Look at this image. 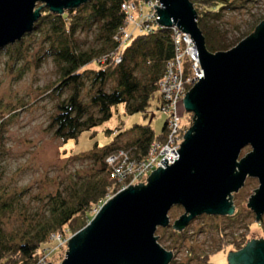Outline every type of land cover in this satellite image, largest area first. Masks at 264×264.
<instances>
[{
    "label": "water",
    "instance_id": "water-1",
    "mask_svg": "<svg viewBox=\"0 0 264 264\" xmlns=\"http://www.w3.org/2000/svg\"><path fill=\"white\" fill-rule=\"evenodd\" d=\"M89 1L0 0V51L33 31L42 14L37 3L63 15ZM159 3L156 22L191 38L203 71L182 100L192 126L176 151L179 158L169 166L162 161L166 168L158 167L146 184L129 186L107 201L69 240L61 264H170L173 254L154 236L158 227L169 226L170 210L184 211L172 226L177 232L199 216H231V195L247 177L257 179L259 187L246 207L257 222L264 215V21L234 48L212 54L189 0ZM247 147L251 152L239 160ZM258 239L229 252L228 264H264V240Z\"/></svg>",
    "mask_w": 264,
    "mask_h": 264
},
{
    "label": "rangeland",
    "instance_id": "rangeland-1",
    "mask_svg": "<svg viewBox=\"0 0 264 264\" xmlns=\"http://www.w3.org/2000/svg\"><path fill=\"white\" fill-rule=\"evenodd\" d=\"M135 1L145 7V13L149 11L143 0ZM200 1H190L195 11ZM223 1L218 7L226 8L220 12L218 20L213 22L206 18L205 21L217 24L230 46L237 45L254 34L264 21V0ZM42 6L37 3L36 8H42L43 12L45 7ZM46 29L32 31L0 51V114L4 118L0 120V209L4 231L11 235H22L27 223H34L46 212L49 196L69 187L77 175L93 170V163L79 155L90 152L95 145L102 148L117 139L119 144L131 140L133 126H149L158 137L166 123L157 100L151 101L146 117L142 113L128 115L125 105L120 104L112 109L110 120L83 132L77 140L55 139L47 127L56 113V105L70 92H64L61 98L51 92L59 80V69L50 56ZM127 30L135 32L133 26ZM93 43L92 32L76 35V44L82 49ZM88 85L86 82L85 101L89 95ZM176 114L183 126L191 128L193 116L184 110L181 100L176 104ZM250 152L249 147L243 149L239 160ZM258 187L257 179L247 177L242 188L231 195L234 207L231 216H199L186 226L181 236L174 233L172 226L184 211L174 206L168 214L169 226L155 231L158 244L173 254L174 264H202L198 257L206 256H210V264H228L229 252L243 250L252 239L264 240V215L257 222L251 209L246 207ZM124 190L119 185L110 199ZM98 211H93L94 216ZM75 235L63 236L71 240ZM66 250L67 245L55 249L52 257L44 253L39 260L44 264H61Z\"/></svg>",
    "mask_w": 264,
    "mask_h": 264
},
{
    "label": "trees",
    "instance_id": "trees-1",
    "mask_svg": "<svg viewBox=\"0 0 264 264\" xmlns=\"http://www.w3.org/2000/svg\"><path fill=\"white\" fill-rule=\"evenodd\" d=\"M129 2L136 3L90 0L63 15L44 9L34 25V32L47 28L45 40L51 45L50 56L59 69V80L51 92L57 98L70 92L56 105V113L47 127L55 139L77 140L83 132L110 120L112 109L120 104L125 105L128 115L142 113L144 117L152 100H157L160 106L158 85L175 55L171 31L157 28L151 33H135L124 46L119 45L115 37L127 26L122 6ZM222 2L201 0L196 8L201 14L197 15V24L205 48L212 54L226 52L236 45L230 46L217 24L205 21L218 20L226 8L218 7ZM91 32L93 45L86 49L78 47L76 35ZM86 82H89L87 101L83 96ZM0 120L4 121L1 114ZM130 132L131 140L123 144L117 139L102 148L95 145L90 152L79 155L93 163V170L77 175L69 187L49 196L46 212L34 223H27L22 235L5 233L0 209V264H36L46 250L58 248L53 236L75 235L85 228L94 218L93 211L103 206L119 187L106 159L120 151L129 153L132 160L144 159L154 142L163 141L166 126L158 137L149 126H133ZM183 232L177 234L181 236ZM198 260L210 264V256Z\"/></svg>",
    "mask_w": 264,
    "mask_h": 264
},
{
    "label": "built area",
    "instance_id": "built-area-1",
    "mask_svg": "<svg viewBox=\"0 0 264 264\" xmlns=\"http://www.w3.org/2000/svg\"><path fill=\"white\" fill-rule=\"evenodd\" d=\"M149 7L147 13L144 8L135 2H129L122 6L126 15V29H120L115 37L119 45L124 46L133 36V34L151 33L157 28H162L156 20L159 16L154 8H162L159 0L145 2ZM155 13V14H154ZM133 26L135 32H129L128 27ZM171 39L174 45V58L167 64L164 75L158 85V94L160 97V111L166 117V134L163 141L154 142L144 159L132 160L129 153L120 151L106 159V164L111 169V174L121 185L122 190L129 186H138L146 184V180L151 173L158 167L166 168L161 164L167 160L166 166L173 164L179 158L176 151L180 150V145L184 142V135L188 132V127L183 126L180 118L176 114V104L183 100L185 95L203 78V71L200 66L199 58L191 38L182 33L177 27L169 29ZM120 62V59H117ZM186 64V65H185ZM129 184V186H128ZM134 184V185H131ZM127 185V186H126ZM111 196V195H110ZM107 197V201L110 200ZM106 201V202H107ZM100 209V208H97ZM98 210H95L96 213ZM53 240L60 249L68 244V239L62 235L53 236ZM55 249H48L45 254L49 256ZM44 264L42 260L36 264Z\"/></svg>",
    "mask_w": 264,
    "mask_h": 264
},
{
    "label": "flooded vegetation",
    "instance_id": "flooded-vegetation-1",
    "mask_svg": "<svg viewBox=\"0 0 264 264\" xmlns=\"http://www.w3.org/2000/svg\"><path fill=\"white\" fill-rule=\"evenodd\" d=\"M244 249V248H243ZM237 252V251H236Z\"/></svg>",
    "mask_w": 264,
    "mask_h": 264
}]
</instances>
